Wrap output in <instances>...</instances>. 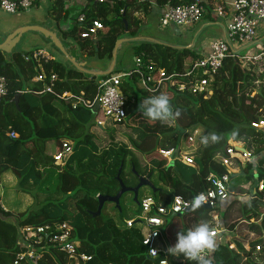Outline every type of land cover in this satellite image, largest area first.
<instances>
[{"label":"trees","instance_id":"trees-1","mask_svg":"<svg viewBox=\"0 0 264 264\" xmlns=\"http://www.w3.org/2000/svg\"><path fill=\"white\" fill-rule=\"evenodd\" d=\"M191 1L157 0L156 4L160 7L168 4L180 6ZM89 3L82 11L86 16L85 24L65 35L73 36L81 49L90 56L110 59L113 58L121 35L126 32L124 19L133 37L136 31H131V28H137L140 23L132 15L140 11L148 12L152 6L148 0H106L104 3L89 0ZM53 6L51 10L57 14L55 18L68 17L63 0H56ZM110 16L112 19L108 20ZM94 20H101L107 32L95 38L82 39L81 33ZM6 56L0 52V76L8 81V94L0 104V180L2 176L12 174L22 190L31 184L39 190L46 185L52 186L55 194L64 200H50L43 207L29 209L17 217L0 207V264H14L20 251L17 241L21 227L53 223H69L73 227V239L79 243L76 252L78 258L70 259L60 249L47 247L44 264H159L164 255L161 254L156 261L148 257L142 243L143 230L139 221L128 228L126 220L122 221V226H118L113 218L103 214L94 217L99 204L98 196L111 195L108 192L104 194V181L108 180L118 189L120 185L116 176L121 165L124 164L125 168L126 163H129L133 177H155L156 183L162 185L153 193V197L164 206H170L175 195L193 201L199 193L208 189L207 178L210 174L227 173V169L216 161V157L226 154L230 140L244 145L254 157L262 158L257 165L245 168L246 176L234 178L237 184H233L234 179H231L232 195L241 196L239 198L245 195L249 200L227 201L225 213L220 217L221 225L232 232L240 224H247L248 229L261 238L252 243L249 250L239 242L233 248L230 245H219L209 260L211 264H255L254 258L264 261V191H258L257 187L249 190L244 188L253 184L250 175L253 171L259 175L257 182L264 180V130H257L251 125L264 120V71L257 73L255 67H248L238 59L228 57L215 77L213 95L208 99L203 95L181 93L177 88L167 86L156 95L168 96L173 111H179L180 116L164 123L147 120L139 112V104L150 95L141 87L140 76L136 74L123 83V93L129 99L126 122L132 135H126L127 142L124 141L120 147L114 145L110 149H102V143L90 134V128L95 127V124L87 127L76 116H93L91 111L83 107L73 109L71 102L43 93V84L34 80L41 72L39 66H42L47 82L51 75H57L54 88L56 94L72 93L80 96L83 93L86 100H94L99 80L108 75H91L76 66L66 67L57 60L43 61L41 65L35 61L26 62L20 53L14 55L15 62ZM135 56H142L144 63H153L156 70H165L168 76H172L184 72L187 63L196 61L201 54L193 48H175L154 40H141ZM119 73V70H114L112 75ZM20 93L22 95L17 107L14 99ZM131 123L135 124L132 126ZM194 129L204 131L202 138L215 133L220 139L215 143L209 140L206 145L200 139L199 147L193 155L197 169L180 162L169 167L160 151L178 152L183 134ZM234 130L238 133L235 139L231 135ZM12 133L17 137L11 138ZM104 133L111 138V133ZM135 133L139 134L138 140L133 137ZM64 142L73 144V152L66 165L60 167L55 165L54 157ZM110 142L114 143V140ZM54 149L56 151L52 152ZM79 149L81 154L76 159L74 156ZM154 152H157L158 159L147 161L143 158ZM135 180L137 184L138 179ZM124 183L126 186L136 185ZM68 199L74 201V213L69 211L66 204ZM204 210L200 206L188 215H177L168 222L163 231L167 248L176 243L178 232L190 228H186L183 222L191 221L195 225L200 223L208 214ZM252 220L255 223H250ZM259 246L260 252L256 250ZM81 255L90 260L83 262ZM166 256L169 264H190L183 257L169 253Z\"/></svg>","mask_w":264,"mask_h":264},{"label":"built area","instance_id":"built-area-1","mask_svg":"<svg viewBox=\"0 0 264 264\" xmlns=\"http://www.w3.org/2000/svg\"><path fill=\"white\" fill-rule=\"evenodd\" d=\"M44 0H0V10L8 14H20L29 12L37 8ZM64 3H72L74 0H63ZM104 3L106 0H96ZM74 4L85 9L90 3L89 0H76ZM213 9L218 17H224L226 8L232 10L231 21L227 27V39L215 40L209 44L206 42V51L201 54L196 61H189L184 68V72L168 76L165 70H156L153 63H144L143 57L135 59L136 69L128 72H121L109 75L98 82V93L94 100H86L84 94L80 96L72 93H55V83L57 75H51L47 82V75L43 67H40V74L34 82L43 84V93L55 95L58 99L71 102L73 109L83 107L92 111L98 103V114L95 116L98 128H104L108 123L112 126H119L126 122L128 114L126 106L129 101L123 93L124 80L140 76V83L150 96L162 92L167 86L177 88L181 93L192 95H203L208 99L213 95L212 84L218 72L223 68L224 61L228 57L238 59L245 65L249 63L264 61V50L257 55H240L237 52L239 47L250 45L257 39L258 29L264 24V0H235L226 3L224 0H192L189 4L164 8L159 22L162 27L183 28L194 26L204 20L207 9ZM86 22V16L81 14L78 23L82 26ZM105 32V26L101 20H94L87 29L81 33L82 39L95 38L100 33ZM236 45V46H235ZM26 62L35 61L37 63L52 61V56L45 51L34 52L30 55H23ZM42 64V63H41ZM40 64V65H41ZM144 72V73H143ZM180 78L181 80L176 79ZM8 94V81L0 76V104ZM252 127L257 130H264V120L253 122ZM201 129L187 130L183 134L179 151H160V154L167 159L170 166L172 162H180L186 166L198 168L194 154L199 147ZM202 134V133H201ZM11 138L17 135L12 133ZM203 136V135H202ZM187 150H184L185 148ZM193 150H189V148ZM73 152V144L64 142L61 150L54 157L55 164L60 167L66 165ZM255 157L244 145L228 142L225 155H218L216 161L227 169L224 175L210 174L207 178L209 187L206 191L199 193L195 198L202 197L201 206H209L213 212L221 203L229 201L232 197L230 192L231 174L240 171L255 163ZM259 178V177H258ZM258 191H264V180L255 182ZM245 188V187H244ZM140 210L143 216L139 220H126V226L132 228L136 221L143 230V245L147 249L148 257L158 260L160 255L164 258L159 264H169L167 258V242L163 237V231L168 224L169 217L177 215L183 216L192 205V201L186 200L181 196L175 195L170 206H164L153 196H146L139 200ZM210 229L214 234L215 246L219 243L218 238L222 231L219 216L213 214ZM254 222V221H253ZM17 245L20 249L14 264H44V254L47 247L60 249L65 252L70 259L78 258L76 252L79 243L73 239V227L69 223H53L43 226H24L19 229ZM258 252L261 247H257ZM215 250L205 253V258L210 259ZM83 262L90 258L81 255Z\"/></svg>","mask_w":264,"mask_h":264},{"label":"rangeland","instance_id":"rangeland-1","mask_svg":"<svg viewBox=\"0 0 264 264\" xmlns=\"http://www.w3.org/2000/svg\"><path fill=\"white\" fill-rule=\"evenodd\" d=\"M75 1L76 0H74L71 4L68 2L64 3L65 9L68 12V17L62 19L54 18L52 15L49 14V11L51 9L49 0L43 1L40 4L41 7L39 8V10L32 9L29 12H22L20 14H8L0 10V44H2L9 35L13 34L18 29H22L25 27H39L42 29H46L51 33L57 35V37L63 44L64 49L67 52L69 58L79 64L80 69L82 67V69L86 71L85 73L91 75H100L101 73L108 72L113 66V64L115 66V70H119L121 72H125L127 70H135V53L136 48L141 42L139 41L140 38L154 39L155 41H158L164 45H168L175 48L192 47L194 50L197 51L200 49L201 44L205 40L207 43L211 40H216L213 38L221 36L220 34H222L224 31L222 22L220 20L218 22H212L211 24H207L206 21H204L201 24L198 23L191 27H183L178 29V33L174 31L173 27H162L159 22L160 17L158 18L154 14L155 10H153L150 15H147L146 19L145 11H140L132 15V10H130L129 13L130 15H132L133 19H136L140 23L137 28L136 26H132L131 28V31H136L135 36L132 37V33H130L129 31L125 32L121 35L119 39L120 42L122 41V44L118 49L117 55L112 59L108 57L99 58L96 56H90L86 51L82 50L81 46L73 36H70L68 34L65 35V33L73 31L76 27L78 28V17L82 14L83 8L74 5L78 4ZM110 19H112V16H110L108 20ZM260 28L261 26L258 29V35ZM106 32L107 29L105 30V33ZM38 51H45L51 54L55 58V60H60L68 64L65 59L66 55L62 54V52L55 46L54 42L49 37H46L37 31H29L24 33L20 39V42L16 45L14 53L11 54V56L9 55L8 58L9 60H14L15 62L14 55L16 53L30 55ZM241 54L255 55L258 53H253L252 47L245 45V47H243L242 49ZM250 65L252 68L255 67L254 70L257 73H262L264 71L262 60L258 62L254 61L253 63H249L248 67ZM70 66L73 67L74 65L70 64ZM141 87L143 86L141 85ZM76 116L81 121L83 120L87 127H90L95 124V127L90 128V134L94 137L96 141L102 143V149H110V147L114 145L120 147L124 143V141L127 142V139L125 138L126 135H132V131L128 128L127 122H125V124L121 127L112 126V124L108 123L104 126V128L100 129L96 125V118L94 115L90 116L88 114H77ZM134 124L135 123H131L130 125L133 126ZM106 131L109 132V134H112L111 138H109V136L104 133ZM201 133L200 136L202 137L204 131L201 130ZM138 136L139 134L137 133L133 135L134 139L137 140ZM110 140H114V143H111ZM184 150L187 149L185 148ZM189 150H193V148L190 147ZM55 151L56 149L52 150V152ZM80 152L81 149H79L76 155L74 156L76 159L81 154ZM156 153L157 152H154L151 155H145L143 158L147 161L154 158L158 159L159 157ZM55 165L58 166L57 164ZM254 165H257V163L255 162ZM121 175L123 183L127 182L130 184H136L137 180L135 179L137 178L133 177L134 174H130L129 163H126V166L123 169ZM143 177L146 178L148 176ZM151 183L157 189L159 187H162L161 184L156 183L155 177L151 179ZM233 184H237V180L234 179ZM133 186L129 185L127 187ZM103 188L104 194L108 192L111 194L110 196H115L114 194L120 191V187H118L117 189V186L113 183L108 182V180L104 181ZM148 195L153 196L152 191L149 188H144L140 191L138 200H142ZM62 199L63 197H60L55 194L52 186L46 185L45 187L39 190L35 185L31 184L30 186L22 190L18 185V180L11 174L2 176L0 180V207L3 208L6 212L12 213L14 217L20 216L29 209L37 210L43 207L50 200L57 202L61 201ZM231 199L232 201H247L243 198H236L233 196L231 197ZM66 204L68 205L69 211L71 213H74V201L68 199L66 201ZM224 210L225 205L218 206L216 209H214L213 212L208 211V214L206 216L211 217L213 214H217L219 217H221L225 213ZM102 214L105 217L113 218L118 226H122L123 220H139L141 216H143V213L140 210V206L134 202L133 195L129 193L125 194L121 200V211L117 210L114 204L107 203L103 209ZM172 219L173 217H169L168 222L170 223ZM183 225H185L186 228H192L191 221L185 220L183 222ZM236 235L246 237V231H244V229L242 231L241 229H239ZM251 239H253V237H251Z\"/></svg>","mask_w":264,"mask_h":264},{"label":"clouds","instance_id":"clouds-1","mask_svg":"<svg viewBox=\"0 0 264 264\" xmlns=\"http://www.w3.org/2000/svg\"><path fill=\"white\" fill-rule=\"evenodd\" d=\"M141 115L150 121H159L161 123L170 121L180 116L179 111H173L168 96L164 94L150 96L141 101L138 106ZM234 130L231 135L233 139L237 136ZM220 139L215 133H210L202 138L201 143L208 144L209 140L213 143ZM99 197V196H98ZM202 203V197H197L192 201L193 210L199 208ZM214 234L209 228L207 222L196 224L176 235V243L170 246L167 251L175 257H183L190 264H211L209 259L205 258L208 253L215 248Z\"/></svg>","mask_w":264,"mask_h":264},{"label":"crops","instance_id":"crops-1","mask_svg":"<svg viewBox=\"0 0 264 264\" xmlns=\"http://www.w3.org/2000/svg\"><path fill=\"white\" fill-rule=\"evenodd\" d=\"M45 1V0H44ZM149 1V3L152 5L151 6V8H149L148 9V12H145V19H146V16L147 15H150L151 14V12L153 11V10H155V15H156V17H160L161 15H162V13H163V11H164V8L167 6V5H165L164 7H160V6H157V4H156V1L157 0H148ZM226 3H232V2H234L235 0H224ZM43 2V1H42ZM130 2H131V0H130ZM139 2H142V0H139ZM49 3H50V5H51V9H53L54 8V6L53 5H55L56 4V0H49ZM169 5V4H168ZM41 6L39 5L37 8H35L36 10H39V8H40ZM50 9V11H49V14L50 15H52L54 18H55V16L57 15L55 12H53L52 10ZM231 16H232V10L230 9V8H226V13H225V15H224V17H218L217 16V14L216 13H214V11H213V9H211V8H208L207 9V13L205 14V17H204V20L202 21V22H200V24L201 23H203L204 21H206V23L207 24H211L212 22H218V21H220L221 20V22H222V25H223V33L222 34H220L221 36H217V38H213V39H216V40H226L227 39V27H228V25H229V23H230V21H231ZM206 24V25H207ZM78 29L79 28H81V25L80 24H78ZM62 32V31H61ZM143 39H145V40H154V39H148V38H140V40L139 41H141V40H143ZM155 41V40H154ZM212 41H215V40H211L210 42H212ZM210 42H208V44L210 43ZM247 46H251L252 47V49H253V53H260L261 51H263L264 50V24L263 25H261V28H260V30H259V35H258V38H257V40L254 42V43H252V44H250V45H247ZM206 47H207V45H206V40L201 44V47H200V49L199 50H197V52L198 53H200V54H203L205 51H206ZM243 47H245V46H243ZM243 47H239L238 49H237V52L240 54V55H242L241 54V52H242V49H243ZM49 54V53H48ZM63 54V53H62ZM23 55H26V54H23ZM51 55V54H50ZM64 55V54H63ZM255 55H257V54H255ZM52 56V55H51ZM114 57V56H113ZM136 57V56H135ZM52 60H55V58L52 56ZM68 57L67 56H65V59H66V61L68 62V64L67 63H64V62H62V61H58V62H60V63H62L63 65H65L66 67H72V66H70V64L72 65V63L70 62V60L69 59H67ZM128 71H131V70H127V71H125V72H128ZM121 72V71H120ZM256 159H255V162L258 164L259 163V161L261 160V158H262V156L261 157H255ZM255 164V163H254ZM245 170V168H241V170L240 171H234L233 172V174H237V173H240L241 171H244ZM245 173V172H244ZM12 175V174H11ZM251 175V174H250ZM252 177H253V184L251 185V184H249V185H247V186H245V190H249V189H252V188H256V186H255V182H257L258 181V177H259V175H258V173H257V171H253V175H251ZM149 196V195H148ZM233 197H236V198H239V197H241V196H238V195H232ZM245 196V195H244ZM244 196H242L243 197V199H245V200H249V198H246V197H244ZM247 197H249V196H247ZM227 202V201H226ZM226 202H223V203H221L219 206H222V205H225V203ZM243 202H246V201H243ZM254 221V222H253ZM201 222H207L208 223V225L210 226L209 228H211L214 224H211V219H210V216H205V217H203L201 220H200V223ZM219 222H220V224H221V220H220V217H219ZM250 223H255V220H252ZM260 224V222H258L257 223V225H259ZM195 226V223H192V227H194ZM222 226V225H221ZM221 229H222V231H224L223 233H221L220 235H219V238H218V241H219V243L215 246V248L217 247V246H219V245H230L232 248L233 247H235L236 246V242H239V243H241L243 246H244V248L246 249V250H249V246L252 244V243H254L255 241H257L259 238H261V237H259V236H257V234H254V233H252L249 229H248V226H247V224H240L234 231H232V232H229V231H227V230H225V228L224 227H221ZM239 229H241V231L244 229V231H246V237H241V236H238V235H236V233L238 232V230ZM251 237H253V239H251ZM215 248H214V250H215ZM213 257V256H212ZM254 257V256H253ZM254 262H255V264H264V261H262V260H257L256 258H254V260H253Z\"/></svg>","mask_w":264,"mask_h":264},{"label":"water","instance_id":"water-1","mask_svg":"<svg viewBox=\"0 0 264 264\" xmlns=\"http://www.w3.org/2000/svg\"><path fill=\"white\" fill-rule=\"evenodd\" d=\"M124 23H125V27H126V32L129 31L128 29V24L127 21L124 19ZM29 31H37L40 34L49 37L55 44V46L63 53L65 54L68 59L70 60V62L76 66L77 68L80 69L79 64H77L76 62H74L71 58H69V56L67 55V52L64 49L63 44L61 43V41L59 40V38L57 37V35H55L54 33H51L50 31L46 30V29H42V28H35V27H25L22 29H18L16 32H14L13 34L9 35L7 37V39L0 44V52H2L3 54L7 55L6 57L8 58V56L14 53L15 47L16 45L20 42V39L22 37V35L26 32ZM174 31L179 33L178 28H174ZM140 40V39H139ZM122 41L117 42L116 47L114 49V53L113 56L115 57L117 55L118 49L121 46ZM192 47H189L188 49H191ZM9 59V58H8ZM82 71L86 72L84 69H81ZM115 70V66L113 64V66L111 67V69L108 72L105 73H101L98 76H103V75H111L113 73V71ZM22 95V93L18 94L15 99H14V103L16 104L17 107H19V99L20 96ZM92 115L96 116L98 114V103H96L95 107L92 109L91 111ZM175 163L172 162L171 165L169 167H174ZM124 168V164L121 165L119 172L116 176V180L119 182L120 185V191L115 195V196H110V195H103V196H99L98 197V209L96 211V213L94 214V217H98L102 215L103 209L105 207V205L107 203H112L115 205L116 209L121 211V200L123 198V196L125 194H132L134 197V202L137 203L139 205V193L142 189L144 188H149L152 193H155L158 189L154 187V185L151 183L150 178L151 177H141V176H137L138 179V184L136 186L133 187H127L122 179H121V174ZM251 175H253V172L250 173ZM241 176H246L244 171H241L240 173L237 174H231V179L236 178V177H241ZM203 208L205 209V211H211L210 207L205 205L203 206ZM193 210L192 205L191 207L188 209V211L185 213L186 215H188L191 211ZM182 216V215H181Z\"/></svg>","mask_w":264,"mask_h":264},{"label":"flooded vegetation","instance_id":"flooded-vegetation-1","mask_svg":"<svg viewBox=\"0 0 264 264\" xmlns=\"http://www.w3.org/2000/svg\"><path fill=\"white\" fill-rule=\"evenodd\" d=\"M150 180H151V178H150ZM139 182V181H138ZM138 184V183H137ZM136 186V185H135Z\"/></svg>","mask_w":264,"mask_h":264}]
</instances>
